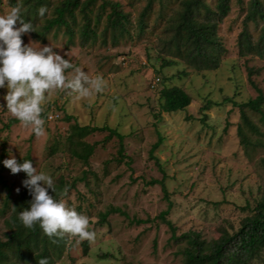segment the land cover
<instances>
[{"label": "rangeland", "instance_id": "374dc122", "mask_svg": "<svg viewBox=\"0 0 264 264\" xmlns=\"http://www.w3.org/2000/svg\"><path fill=\"white\" fill-rule=\"evenodd\" d=\"M12 1L0 0V15L11 10ZM15 2L20 15L25 16L26 0ZM62 2L32 1L37 11L30 21L36 30L55 17ZM104 2L120 4L128 17L127 32L117 42L107 28L110 9H102ZM205 2L216 8L217 0ZM230 2V15L218 30L225 50L223 60L213 71L192 69L168 47L167 28L181 8V0H156L143 35L138 20L148 0H98L87 12L96 32V38L88 42L82 36L85 19L79 10L75 20L68 19L72 40L65 28L53 30L45 43L32 33L22 35L24 44L33 42L36 48L51 45L68 59L72 65L65 73L68 79L78 67L90 79L103 81L102 91H92L87 97L67 89L52 90L42 104L41 115L59 117L56 121L42 117L44 133L39 137L32 136V129L20 122L11 125L15 118L0 107V166L12 189V202L25 188L27 176L23 171L12 174L3 165L11 155L19 162L32 160L33 167L51 176L54 185L61 177L70 184L76 182L62 200L88 217L89 230L95 233L91 242L64 235L65 249L55 264H185L187 244L172 239V230L161 214L168 211L166 220L176 236L196 234L201 241L212 243L236 232L249 215L242 208L254 207L264 198V123L259 114L249 113L260 135H251L252 144L245 147L237 132L241 119L236 106L258 96L250 84L249 69L264 95V60L239 56L237 40L251 0ZM41 6L47 8L43 17L38 15ZM261 27V23L249 25L254 40ZM168 62L171 65H166ZM165 86L184 89L192 104L181 112H162L160 92ZM4 94L6 89H0V105H6ZM75 122L117 129L124 136V159L118 138L105 141L109 132L85 139L95 145L88 165L74 158L67 138ZM160 139L161 144L151 153ZM6 197L0 185L1 240L9 234L6 222L10 213H2ZM114 209L122 213H111L101 225L102 216ZM252 264H264V251Z\"/></svg>", "mask_w": 264, "mask_h": 264}, {"label": "trees", "instance_id": "16d2710c", "mask_svg": "<svg viewBox=\"0 0 264 264\" xmlns=\"http://www.w3.org/2000/svg\"><path fill=\"white\" fill-rule=\"evenodd\" d=\"M32 1L41 4L43 0H26L27 10L25 16L21 15L25 22L31 23L30 18L37 11L35 6H32ZM97 1L88 0L82 3L81 0H63L61 5L55 9V17L48 20L42 30H36L35 24H33L35 32L31 33L35 39L45 43L46 37L53 30L65 28L69 39L72 40L74 33L68 19L75 20L76 11L79 10L85 19V25L82 29L84 42H88L89 39H95L96 32L92 28V20L88 17L87 12ZM157 1L162 2L163 0ZM155 2L156 0H148L145 8L140 13L138 20L140 35H143L146 31V19L150 15L151 8ZM12 5L17 7L15 0L12 1ZM104 6L110 9V13L106 16L107 28L111 29L114 34L113 40L117 42L121 37L120 35L123 36L127 32L125 25L128 22V17L118 3L104 2L102 9L105 11L106 8ZM230 12V0H217L215 9H211L205 0H181V8L167 28V32L170 33L167 44L172 50V55L185 61L188 66L198 71L218 69L222 63L225 51L219 41L218 30L219 26L230 15ZM101 18L102 16L99 17L97 24L100 23ZM260 23L262 27L259 36L254 40L248 27L250 24L257 26ZM243 25L244 28L237 40L239 56L242 58L255 56L264 60V4L261 0H251ZM167 64L171 65L169 62ZM248 74L250 84L256 90L258 96L248 102L236 104L241 119V125L238 127L237 132L242 145L245 147L251 146V135H260V130L252 122L249 113L259 114V120L264 123V112L262 110L264 95L252 81L254 72L249 69ZM160 99L162 101L161 111L164 113L181 112L192 104L191 96L184 89L177 86L163 87L160 92ZM42 117L47 119L48 116L44 114ZM54 120L56 121L57 119ZM18 122L16 119L10 121L11 125ZM7 127H10V124ZM98 132H109L105 141L112 137L120 140L119 154L124 159V136L117 129H112L108 126H80L76 122L71 127L67 138L71 145L72 156L83 164L88 165L89 159L94 154L95 145H89L85 139ZM34 135L33 133L32 136ZM160 144L161 139L154 145L151 153ZM259 145L260 142L257 146ZM54 153H56L55 149ZM2 174L0 166V185L7 192L2 213L5 215L10 214L6 222L9 234L4 240L0 239V264H40L41 260H45L46 264H55L62 258L66 240L63 237L54 236L50 238L44 235L38 225L32 229L23 226L19 220V213L29 206L28 202L31 200L29 191L24 188L12 202V189ZM161 184L163 185V182ZM55 187L56 192L51 193L50 190V194H53L55 199H64L68 195V191L76 187V182L70 184L61 177ZM65 188L67 192L61 196ZM164 191L167 194L165 188ZM242 210L249 212V215L244 218L240 228L233 234L223 235L219 240L212 243L201 241V238L196 234H185L178 237L176 236L175 228L166 220L168 211L161 214L160 217L170 226L172 239L178 242H186L187 247L184 249L185 264H252L264 251V198L257 202L254 207L246 205ZM111 213L122 212L114 209L104 214L101 218V225L106 223ZM88 249V244H86L85 253H87Z\"/></svg>", "mask_w": 264, "mask_h": 264}, {"label": "clouds", "instance_id": "9594fccd", "mask_svg": "<svg viewBox=\"0 0 264 264\" xmlns=\"http://www.w3.org/2000/svg\"><path fill=\"white\" fill-rule=\"evenodd\" d=\"M46 12V6L38 9L40 17ZM31 32H35L34 26L21 18L19 7H12L5 15H0V89H6L2 96L6 105L0 107L6 108L21 125L30 127L39 137L44 133L42 104L52 90L67 89L78 97H87L92 91H102L103 81L90 79L78 67L74 69L75 75L68 79L65 73L72 65L51 45L36 48L33 42L24 44L22 35ZM2 163L12 174L26 173L23 185L31 200L29 206L19 213V220L25 228L38 225L50 238L68 235L76 237L78 242L94 239L88 217L68 208L62 199H55L50 194V190L56 192L52 177L33 167L32 160L19 162L11 155ZM66 192L65 188L61 196ZM40 264H46V261L41 260Z\"/></svg>", "mask_w": 264, "mask_h": 264}, {"label": "built area", "instance_id": "2783aa9c", "mask_svg": "<svg viewBox=\"0 0 264 264\" xmlns=\"http://www.w3.org/2000/svg\"><path fill=\"white\" fill-rule=\"evenodd\" d=\"M59 116L58 115H52V116H50V118L52 119V120H54V119H57Z\"/></svg>", "mask_w": 264, "mask_h": 264}]
</instances>
